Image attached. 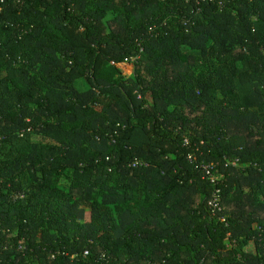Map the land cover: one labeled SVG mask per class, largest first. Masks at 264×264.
I'll return each instance as SVG.
<instances>
[{"label": "trees", "instance_id": "1", "mask_svg": "<svg viewBox=\"0 0 264 264\" xmlns=\"http://www.w3.org/2000/svg\"><path fill=\"white\" fill-rule=\"evenodd\" d=\"M0 264H264V0H0Z\"/></svg>", "mask_w": 264, "mask_h": 264}, {"label": "built area", "instance_id": "2", "mask_svg": "<svg viewBox=\"0 0 264 264\" xmlns=\"http://www.w3.org/2000/svg\"><path fill=\"white\" fill-rule=\"evenodd\" d=\"M210 2H214L215 0H208ZM129 61L133 62V59L131 58ZM127 62V61H125ZM185 144H187V141H184ZM187 160L190 163H194L195 166L202 171L206 179L211 182L215 183L218 180V171L216 169V165L214 164H205L203 162H196L194 155L189 154L187 156ZM148 165L146 163H143L138 160H134L131 164L132 168H139V167H147ZM220 191L218 189L214 190L212 194L211 201L208 203V206L211 210L212 215L216 214L217 212L220 211V196H219ZM86 255V253H85Z\"/></svg>", "mask_w": 264, "mask_h": 264}, {"label": "rangeland", "instance_id": "3", "mask_svg": "<svg viewBox=\"0 0 264 264\" xmlns=\"http://www.w3.org/2000/svg\"><path fill=\"white\" fill-rule=\"evenodd\" d=\"M131 61L124 62L123 64L119 65V70L121 71V75L129 76L131 74Z\"/></svg>", "mask_w": 264, "mask_h": 264}]
</instances>
